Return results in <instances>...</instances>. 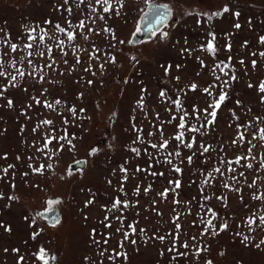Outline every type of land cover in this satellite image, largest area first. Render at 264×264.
I'll return each mask as SVG.
<instances>
[{
    "label": "rangeland",
    "instance_id": "374dc122",
    "mask_svg": "<svg viewBox=\"0 0 264 264\" xmlns=\"http://www.w3.org/2000/svg\"><path fill=\"white\" fill-rule=\"evenodd\" d=\"M152 3L167 5L171 9L167 25L161 29L169 32L167 40H161L160 33L156 32L149 39L131 44L129 41L137 32L144 15L142 10L147 9L144 0H124L119 16L108 13L104 14V21L97 20L95 24L89 22V26L100 35L88 34V41L77 36L74 46L79 49L80 64L75 63L76 57L66 40L64 50L68 55L61 57L55 41L46 39L53 50V68H44L45 63L50 62L47 54L43 58L32 57L38 67L44 69V82L37 83L39 74L36 79L26 75L22 80L18 78V87L8 85V90L0 97V170L14 165L7 175L0 171V193L3 194V198H0V264H17L19 256L24 257L22 264H41L33 255L41 246L49 255L57 257L50 264H206L208 260L212 264H264V244L260 248L255 247V244L264 240V226L253 225L254 230H250L247 224L253 214H264V201L251 198L254 192L264 193V180L257 181V188H248L247 183L253 180L254 174H249L251 170L235 164L232 167L236 173L226 171L225 177L213 173L216 179L211 182V186L202 184L204 176L201 175L202 171L206 173L214 165L223 168L219 163L222 158L234 160L236 156L245 154L249 147L247 140L252 139L250 131L245 133L246 140L242 145L231 144L237 132L244 131L238 125L251 123L257 128L264 127V124L256 125L255 122V117H264V103L261 102V95L264 94L258 91V85L264 81V58L259 56L260 52H264V45L259 43V37L264 36V0H152ZM62 4L63 0H0V29L4 30L0 32V38H6L5 33L10 34L12 42L22 46L27 42L28 28L40 25L51 33L52 25L45 24V20H51L53 25L60 23L67 27L65 18L76 25L89 15L86 4L80 5L79 9L74 0L60 7ZM225 5L230 8V13L214 17L211 22L203 15H187L189 12L220 11ZM65 7L73 8L72 16H68ZM235 12H239L240 16H234ZM198 20L200 23H197ZM237 22L241 24L239 29L233 27ZM105 27H110L117 39L125 43L111 41V34L101 31ZM209 31H214L216 35L217 52L214 56L201 51V46L211 39ZM51 34L65 39L63 34ZM110 42L115 46L111 47ZM93 44L101 49L96 53L98 60L90 59L88 55ZM228 44H231V52L226 50ZM184 47L191 50V55L181 54L180 49ZM0 50L7 51L2 44ZM254 52L256 56L252 55ZM21 54L12 55L18 59ZM133 56L136 60L132 59ZM229 56L231 68L225 71L231 75L234 69L238 79L230 81L231 87L226 89L228 99L219 111L215 125L207 130L202 129L204 135L195 134L197 144L211 145L216 151L210 150L200 156V150L194 148L192 151L196 155L191 165L186 159L184 163L176 159L174 163L183 169V175L179 177L182 187L178 190V196L169 193L168 199L164 201L157 193L168 187L167 181L176 174L162 160L160 163L153 161L154 167L148 172L134 174L137 166L147 167L143 149L148 145L132 143L137 135L133 124L143 130L140 134L146 140L158 143L159 136L149 137L147 133L155 132L161 122L170 120L175 114L171 101L180 97L189 113H192L193 106L206 108L210 98L202 89L214 82L212 69L217 64L222 66L228 63ZM111 57H115V63L109 62ZM64 59H67V64L63 63ZM253 59L257 61L255 68L252 66ZM201 60L204 66L200 64ZM241 60L244 61L243 65ZM100 64L104 65L103 70ZM162 64L173 65L169 75L164 74ZM176 64L181 65L179 70H176ZM89 65L91 71H84ZM18 67H25L26 72L31 71L26 66L18 64ZM7 70L14 71L11 68ZM92 72L96 74L92 75ZM216 74L227 79L219 69H216ZM176 76L180 77L179 82L175 80ZM88 81L92 83L88 84ZM6 83L4 78H0V90ZM192 83L198 85L195 91L189 89ZM250 83L252 88L248 87ZM44 89L47 92L42 95ZM181 89L183 91H179ZM161 91L166 93L165 98L160 97ZM218 91L214 90V95ZM32 97L50 103L59 99L62 104L56 106L54 112L43 107V104H35ZM7 98L13 100L12 108L6 106ZM141 100L142 107L138 105ZM237 100L240 101L239 106ZM30 104L31 108L28 107ZM73 106L77 110L75 118L65 110ZM81 108L83 112L79 111ZM166 109L173 111L168 112ZM230 110L235 112L238 120L232 117ZM157 113L159 120L156 119ZM64 118L68 119L67 124L63 123ZM45 119L52 120L53 125H42L33 132V128ZM163 128L166 137H171L176 131L172 124L163 123ZM53 129L54 132L51 131ZM65 130L69 138L74 137V148L60 141L64 149L57 151L58 144L53 141L45 152L37 151L43 146L46 132L59 136ZM252 143L257 145L252 155L258 160L264 155V142L253 140ZM130 146L141 148V156L136 157L129 151ZM148 150L155 152L151 148ZM169 151H172V146ZM192 151L182 149V157L192 155ZM78 160H84V167L70 170L69 164ZM251 162L254 167L257 166L255 161ZM29 164L33 168L43 164V173L33 172ZM48 164L52 167L48 168ZM121 165L128 169L129 179L123 182L127 195L119 191L124 175L120 171ZM152 171L164 172L165 175L152 176ZM241 171H245L247 181L239 177ZM233 175L237 176L239 183L227 179L232 187L224 188L221 181ZM255 175L264 176V171ZM137 185L141 187L138 196L134 195ZM148 185H151V191L145 195L143 188ZM201 188L204 189L203 193ZM234 188H240L241 191L236 192ZM204 195L212 199L205 201L202 198ZM217 196L226 199L218 200ZM116 198L127 200L130 207L122 211H110ZM173 198L180 200L179 206L172 204ZM56 199L61 201L54 205L60 213V219L53 227L43 221L37 212L46 211L49 207L47 201ZM90 199L93 203L85 207ZM154 200L155 205L152 203ZM188 201L192 202L191 215L185 211L189 207ZM197 202L211 207L217 213V219L213 221L217 229L225 221L229 227L216 236L210 232L201 236L204 225L199 223L197 213L204 216L205 208H200ZM157 211L162 215H157ZM177 213H184L179 221L182 235L177 246L187 240L190 248H180V251L188 254L173 260L176 253L168 251L172 246V236L169 234L175 231L172 219ZM105 216L109 218L107 221ZM117 216L122 217L123 223L116 219ZM193 220L197 221L195 226ZM106 224H111V227H106ZM129 224L135 225V234L131 233ZM6 228L11 230L6 231ZM118 228L119 232L116 231ZM140 229L145 231L140 232ZM125 231L129 232V241H124L121 249L118 243L123 240ZM34 232L40 233L36 239H32ZM244 235L250 237L248 244L241 243ZM156 236H165L166 239L161 243L154 238ZM192 236L196 237L195 241L190 239ZM105 239L108 240L107 244L104 243ZM130 240L136 243L132 244ZM197 247H206L207 251H201L197 256ZM5 249L8 251L5 252ZM13 249H19V252H13ZM102 250H106L104 256L99 254ZM118 251L125 252L127 260L122 256L115 260L108 259Z\"/></svg>",
    "mask_w": 264,
    "mask_h": 264
},
{
    "label": "snow or ice",
    "instance_id": "6c2138e0",
    "mask_svg": "<svg viewBox=\"0 0 264 264\" xmlns=\"http://www.w3.org/2000/svg\"><path fill=\"white\" fill-rule=\"evenodd\" d=\"M75 6L77 9H79L80 5L86 4V7L88 8L89 15L85 17V19H80L79 23L76 25L72 24V21L65 18V24L67 27L61 26L60 23H56L53 25V22L51 20H45L44 23L48 25H52L51 33H59L63 34L65 39H59L58 36H55L50 33L49 30L43 28L40 25H36L35 27L28 28L26 29V38L27 42L24 43L22 46L12 42L10 34L5 33L6 38H0V44H2L7 51L0 50V78H4L6 80V84L3 87L2 90H0V97L4 96V92L8 90V85L11 87H18L19 86V80H22L26 75L31 76L33 79H36L37 74H39V79L37 80V83H42L44 82L45 79V73L43 68H39L37 62L32 59L34 56L38 57H45L47 54L48 56V61L44 65V68L52 69L53 65L55 64V59L52 58V48L49 47V45L46 43V39L48 40H53L55 41V46L60 50L61 57H66L68 55V52H66L65 49V40L68 42V46L71 47L73 55H75L76 60L75 63L78 65L81 63V58L78 54L79 49L74 46V42L77 40V36H80L83 38L85 41L89 40V35L91 33H94L96 35H100L99 32H95V30L89 26V22L92 24H95L97 20L104 21L105 20V15L108 13H113L117 16L120 15L119 9H122L124 7V0H74ZM146 4V11L142 10L144 13V19L147 21L148 27V33L151 35H155L156 32L160 33V39L161 40H167L169 37V32L168 31H163L161 30L163 26L167 25V22L171 16V9L167 5L163 4H155L152 3V0H144ZM69 4V0H63V4L60 7H64ZM59 10V8L57 9ZM64 10L68 13V16L73 15V8L72 7H65ZM230 8L225 5L222 10L220 11H215L211 13H199V12H189L187 15H195V16H206L207 20L211 22L213 18H219L222 17L226 13H230ZM234 16L239 17L240 13L235 12L233 13ZM179 23V21H177ZM197 23H200L198 20ZM175 27V25H173ZM233 27L236 29L241 28L240 23H234ZM77 29H79V32H77ZM86 30V31H85ZM3 29H0V32H3ZM104 33H110L111 34V41H116L119 44H124V40H118L115 33L112 31L110 27H105L101 30ZM137 32L141 31V28L138 26L136 29ZM208 36L211 37L206 43V45L201 46V51H205L211 55H215L217 52V47L215 44L216 41V35L214 31H209ZM131 42V41H129ZM178 44L179 41H176ZM259 43L261 45H264V36L259 37ZM185 44H187V40H185ZM110 46L114 47L115 45L111 44ZM226 50L228 52H231V44L226 45ZM87 51V50H85ZM101 49L96 48L95 45L93 44L92 46V51L88 53L90 59H96L98 60L99 57L96 55L97 52H100ZM181 54L188 53L191 55V50L187 47L181 48L180 49ZM17 53H23L19 55V58L17 59L16 56L12 54H17ZM253 56H256L257 53H252ZM259 56L261 58H264V52H260ZM7 57V59H5ZM133 60H136V57H132ZM228 63H224L222 66L220 64H217L215 68L212 69V75L214 77V82L210 83L208 86L204 87L202 89V92L206 94L207 97L210 99L207 101V107L200 109L196 106H193L192 113H189L188 111L185 110L184 105L180 97H177L176 99L172 100L171 103L174 105L175 108V114L172 115L171 119L166 121V122H161V126L156 127L155 132H148L147 136L149 137H156L159 136V142L158 143H152L150 140H146L140 133H142V129H137L135 125L133 124V130L137 133L136 139L132 141L133 144H141L145 145L147 144L148 147H145L143 149L144 154L147 157L146 160V165L147 167L141 168L137 166L134 169V174L136 172H148L149 169H152L154 167L153 161L156 163H160L161 160L171 166L170 171L172 173H175L176 175L167 181L168 187H165L161 192L157 193V195L164 201H166L169 197V193L174 194V196H178L179 192L178 190L181 189L182 187V180L179 177H182L183 175V169L178 166L177 164L174 163L176 159H180V163H184L185 159L189 165L193 163V156L196 155L195 151H192L194 148H198L200 150L199 154L200 156H204L206 153H209V151H216L215 148H213L211 145H206L204 143L197 144L196 142V135H204V132H202V129L207 130L211 126L215 125L217 121V116L219 111L221 110L222 106L225 105V102L228 99V92L226 89L231 87L230 81H235L238 79V77L235 75L234 69H232L231 75L229 74L228 71H225V69H230L231 68V56L228 57ZM109 62L115 63V57H111ZM139 63V61H136ZM63 63L67 64L68 61L67 59L63 60ZM240 63L243 65L244 61L241 60ZM19 65L26 66L27 68H30L31 71L25 70V67H18ZM200 64L204 66V61L201 60ZM257 61L255 59L252 60V66L253 68L256 67ZM161 67L164 70L165 75H169L173 65L168 64V65H161ZM11 68L14 71L9 72L7 69ZM101 70H103L104 65L100 64ZM176 70H179L181 68L180 64L175 65ZM216 69H219L220 73H222L223 77H227V79H222L221 75L216 74ZM73 70H75V66H73ZM84 71L90 72L91 71V65H89L88 68H85ZM63 73H61L62 75ZM92 75H95V72L91 73ZM199 75V73H197ZM175 80L179 82L180 77L176 76ZM218 82V83H217ZM88 84H91L92 81H88ZM249 88H252L253 85L250 83L248 85ZM198 88V85L195 83H192L189 86V89L191 91H195ZM219 89L218 93L214 95V90ZM26 91V89H25ZM183 91V89L179 90ZM258 91L262 94H264V81L260 82L258 85ZM47 89H44L43 92L41 93H46ZM161 98L166 97V93L164 91H161L159 93ZM82 96V94H81ZM32 100L35 102L37 105L43 104V107L52 109L54 112L57 110L56 106L61 105L62 101L59 99H56L54 103H50L47 101L42 102L40 99L37 97H32ZM261 102L264 103V95H261ZM236 104L239 106L240 101H236ZM138 105L142 107V100L138 101ZM8 108H12L14 106V102L12 99L7 98V105ZM29 108L32 107V105H28ZM67 112L71 114L72 117L77 116V110L76 108L73 107H68L65 109ZM80 112H83L84 109L81 108L79 110ZM168 112H172L173 109H166ZM251 109H249V112ZM232 117L235 119H239V117L236 116L235 112L233 110H230ZM24 114V113H22ZM62 115V114H61ZM191 117V120L189 119ZM156 119L159 120V114H156ZM194 121V122H193ZM69 121L67 118L63 119V123L67 124ZM175 122V123H174ZM255 122L256 125L264 124V117L257 116L255 117ZM52 120L45 119L41 122L40 125H37V127L33 128V132H36L38 128H40L42 125H53ZM163 123L167 124H172L173 127L176 129V131L173 133L171 137H166L164 134V128H163ZM239 127H243L244 131L237 132V137L231 141L232 145H242L245 140L246 132H251L252 139L247 140V144L249 147L246 149L245 154L243 155H238L234 160H227V159H221L219 163L223 165L224 167H217L213 166V168L210 171L201 172V175L204 176V179L202 181V184L205 186H211V182L216 179V176L213 175V173H218L220 177H225V172H231V173H236V169L232 167L233 164L235 165H241L245 170H251L249 174H254V178L250 183H247L248 188H257V181L258 180H264V176L260 175H255L260 173L261 171H264V155H262L258 160L255 155H252L253 149L257 147L256 144L252 143L253 140H257L259 142H264V127H254L251 123H245L242 125H238ZM54 132V129L51 130ZM187 137V138H186ZM72 139L74 137L69 138V135L67 131L65 130L63 134L57 136L54 134H51L50 132H46L45 136L43 137V146L37 148L38 152H45L46 149H48L49 145L53 143V141H56L58 144V149L57 151H62L64 149V144L59 143L60 141H65L68 145H70L72 148L75 146L72 144ZM174 142V143H173ZM170 146H172V151H169ZM148 148H151L155 150V152H150ZM182 149H188L189 151H192V155H188L186 158L182 157ZM129 151L135 154L136 157L141 156V148L138 147H129ZM47 154V153H46ZM90 154H94L90 153ZM157 157H160L158 159ZM6 158V157H5ZM51 158V157H49ZM17 159H20L17 157ZM31 160L32 158L29 157ZM244 161L242 164L241 162ZM251 161H255L256 165L254 167V164ZM207 162V160L205 161ZM127 163V161H126ZM14 165H9L7 168H4L0 171H2L5 175L8 174V171L10 168H13ZM29 167L32 169L33 172L36 173H43L44 170V165H40V167L33 168L31 164H29ZM48 168H51L52 165L48 164ZM120 171L124 173L122 176L121 180V186L119 188V191L124 193V195H127V193L124 192V187H123V182L128 181L129 176H128V169L125 168L123 165L120 166ZM27 175V173H25ZM152 176H164V172H157V171H152L151 172ZM239 177H243L245 181H247V177L245 175V171L239 172ZM2 179V177H0ZM227 179H231L235 181L236 183H239V180L236 175H233L231 177H228L224 180H222V184L224 188H231L232 186L227 182ZM109 184H111V181H108ZM12 187L14 188L15 185L13 184ZM236 192H240V188H234L233 189ZM151 191V185H148L147 187L143 188L144 194H148ZM201 193H203L204 189H200ZM141 192V187L140 185H137L135 190H134V195H139ZM0 198H3V194L0 193ZM203 200H211L212 197L204 195ZM255 201H264V193L257 194L254 192L251 197ZM9 199H17L16 197H9ZM216 199L218 200H224L226 197H220L217 196ZM241 200H243V197H240ZM61 201L59 199L56 200H48V209L47 211L51 213L52 215L50 216V219H52V226L55 227L56 224L59 222L58 218H55L54 213H55V208L53 207L54 205L60 204ZM93 201L90 199L86 202L85 207L88 205L92 204ZM138 203V201H137ZM153 205H155L156 201L154 200ZM189 207L186 208V214L191 215V201L187 202ZM200 208H205V214L204 216H200L199 212L197 215L199 216V223L204 225L203 230L200 232V235L203 236L207 233L210 232L212 236L219 235L220 232L225 231L229 226L227 221L223 222L222 224L219 225V229H217V226L213 223L214 220L217 219V213L211 208V207H206L204 204H200L197 202ZM172 204L179 206L180 205V200L173 198ZM130 207V204L127 200L122 201L120 198H116L114 202L112 203L111 210H116V211H122L123 209H127ZM247 207V205H246ZM155 210V209H153ZM175 211V208L173 209ZM157 215H162V213L158 212L156 213ZM184 213H177L173 219L172 223L175 226V231L173 233H170L169 235L172 236V246L168 248L169 252H174L176 255L172 257L173 260H176L177 257H183L186 256L188 253L187 252H182L179 249H189L190 244L188 243L187 240H185L183 243L177 246V241H179L180 236L182 235L180 229H181V224L179 223L181 216ZM38 215H42L39 214ZM208 217V218H206ZM109 218L108 216H105V221H107ZM117 220H120L121 223H123V219L121 216L116 217ZM258 221V223H257ZM33 223H35V220H33ZM193 225L195 226L197 224L196 220H193ZM247 224L250 230H254L252 228L253 225H256V227H261L264 226V214H261L259 216H256L253 214V216H250L247 220ZM106 227H111V224H106ZM128 228L131 230L132 234H135L137 229L134 224H129ZM6 231H10V228H6ZM117 232L120 231V229H116ZM140 232H144L145 229H140ZM94 232V230H93ZM39 232H34L32 234V239H36V237L39 235ZM236 235H241L240 233H236ZM155 239H158L161 243L164 242L166 239L165 236H156L154 237ZM191 240L195 241L196 237L192 236L190 237ZM124 241H129V232L125 231L123 233V240L118 243L119 248L123 249L124 247ZM95 243L99 244V241H94ZM250 242V237L247 235H244L241 239V243L248 244ZM104 243L107 244L108 240L105 239ZM130 243L135 244V240H130ZM261 244H264V240H261L259 243L255 244L256 248H260ZM8 250L5 249V252ZM106 250H102L99 254L101 256H104ZM201 251H207V248H199L197 247L196 249V255L199 256ZM13 252L18 253L19 249H13ZM163 251L161 252V255H163ZM36 256V259L41 262V264H50V261L54 262L56 261L57 257L55 255H49L46 249L41 246L38 250L37 253L33 254ZM223 255V253H221ZM123 257L125 260H127V254L123 251H118L115 252L114 256H109V260H115L118 257ZM24 260L23 256L18 257L17 264H22ZM87 260V257L85 258ZM206 264H212L211 260L206 261Z\"/></svg>",
    "mask_w": 264,
    "mask_h": 264
},
{
    "label": "water",
    "instance_id": "95a60500",
    "mask_svg": "<svg viewBox=\"0 0 264 264\" xmlns=\"http://www.w3.org/2000/svg\"><path fill=\"white\" fill-rule=\"evenodd\" d=\"M139 27L141 28L140 32H136L133 34V36L131 37V44H135L138 43L142 40H146L149 39L151 37V34L148 33V25H147V21L144 19V15L142 16L140 23H139ZM84 167V160H78L75 161L71 164H69V169H82ZM55 208V213L54 216L55 218H58V220L60 219V213L58 212L57 208L55 206H53ZM39 214L40 218H43L45 220L46 223L52 224V219H50V216L52 215L51 213H49L47 210L46 211H40L37 212Z\"/></svg>",
    "mask_w": 264,
    "mask_h": 264
},
{
    "label": "flooded vegetation",
    "instance_id": "af4514ba",
    "mask_svg": "<svg viewBox=\"0 0 264 264\" xmlns=\"http://www.w3.org/2000/svg\"><path fill=\"white\" fill-rule=\"evenodd\" d=\"M43 221H45L43 218H42Z\"/></svg>",
    "mask_w": 264,
    "mask_h": 264
}]
</instances>
